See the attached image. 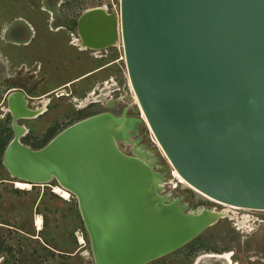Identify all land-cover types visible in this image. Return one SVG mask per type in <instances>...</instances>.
<instances>
[{
	"label": "water",
	"instance_id": "95a60500",
	"mask_svg": "<svg viewBox=\"0 0 264 264\" xmlns=\"http://www.w3.org/2000/svg\"><path fill=\"white\" fill-rule=\"evenodd\" d=\"M77 34L94 51L120 45L141 118L100 113L32 150L17 125L31 112L11 92L13 138L1 163L15 180L54 181L76 199L94 264H149L226 216L209 222L210 211L160 195L169 173L155 167L157 149L146 155L129 140L141 121L188 186L225 206L264 211V0H119L117 15L84 11ZM113 121L121 132H110ZM152 181L162 200L148 208ZM154 214L161 220L151 222Z\"/></svg>",
	"mask_w": 264,
	"mask_h": 264
},
{
	"label": "rangeland",
	"instance_id": "374dc122",
	"mask_svg": "<svg viewBox=\"0 0 264 264\" xmlns=\"http://www.w3.org/2000/svg\"><path fill=\"white\" fill-rule=\"evenodd\" d=\"M115 4H118V0H0V131L10 130L9 133L1 135V142L4 141L2 138L8 137L6 146L13 138L11 116L5 110L7 96L19 86L24 88L29 96L50 90L69 81L72 78L71 75L77 71V66L74 65L66 75L46 74L48 79L44 82L45 84L41 89H36L34 85L37 79L30 77L31 52L42 56L37 59L40 60L46 72L59 69L60 67L56 68V66L60 65L59 60L64 57L70 61L79 58L85 70L92 68L94 64V61L88 59L85 54L77 55L73 49L65 47L66 34L63 35L64 38L40 34L30 49L14 47L11 44L12 35L7 33V30L9 32L14 30L16 24L23 21L36 26L45 24V17L40 14L39 8L47 9L64 18L70 16L77 19L86 10L104 5L110 10ZM18 19L21 21H16ZM65 23L64 20L52 21V24L57 25ZM46 44L49 45L47 52L43 50ZM46 56L51 58L50 65H46ZM107 56L105 61L97 62V64H104L115 57L119 60L120 56H123L120 45L109 48ZM110 77L117 84L118 91L115 94L119 102L117 109L111 111V115L119 117L125 110L126 117L140 119L142 114L129 87L123 61H117L113 69L102 71V86ZM106 87L108 88V85ZM80 92H82L80 87L75 89L74 97L79 99ZM99 109L100 107L96 108V110ZM50 112L51 116L49 114L36 121H17V125L25 128L26 131L25 136L20 139L21 144L32 150H38L63 129L81 119L83 115V112H75L71 103L63 99L53 101ZM52 120L56 122L53 126L50 125ZM129 140H137L138 146H146L147 151L157 149L156 154L153 155L158 160L156 166L167 168L169 173L168 176H163L160 195L175 200L177 205L186 206L187 210L201 208L208 211H214V209L221 211L227 207H222V204L198 193L176 175L143 121L138 124L136 132ZM128 146L120 144L119 149L130 155ZM2 156L3 153L0 150V162H2ZM16 181L19 182L11 178L0 163V264H94L89 238L82 224L76 199L71 195L65 199L54 192V187H58L54 181L30 185L29 189L16 188ZM231 211H235V217L231 213L224 215L225 217L219 218L213 226L207 228L184 247L149 264H196L200 256H218L223 253L230 254L231 264H264V211L242 208L231 209ZM244 217L247 220L242 222ZM37 218L40 219L39 229L36 226ZM44 242L47 243L44 244ZM198 264L228 263L226 260L214 257L204 259Z\"/></svg>",
	"mask_w": 264,
	"mask_h": 264
},
{
	"label": "flooded vegetation",
	"instance_id": "af4514ba",
	"mask_svg": "<svg viewBox=\"0 0 264 264\" xmlns=\"http://www.w3.org/2000/svg\"><path fill=\"white\" fill-rule=\"evenodd\" d=\"M38 11H40V14L43 17H45L44 19V21L46 22L45 24L36 26V25H30L23 21L20 22L19 24H16V28L14 30H10V32L7 30V33H11L12 35L11 37L13 39L11 41V44L14 47L16 48L28 47L32 49L31 48L32 43L39 37L40 34H42V36H50V35L53 37L61 36L62 38H64L63 35L66 34V39H64L65 47L70 50L73 49L74 53L77 55L85 54L88 59L94 61V64L92 68L85 70L82 67V63H80L81 60L79 58L74 59V61H70L64 57L59 60L60 65L56 66V68L63 67V69L61 68V70H59L60 69L59 68L56 69L55 71H51V72L47 71L48 72L47 73L45 68L42 67L40 60L37 59L38 57H42V56H38L36 52L35 53L31 52L30 61H31L32 71L30 73V77L32 76V78L34 77L35 79H37L34 85L36 89L38 88L41 89L42 85L45 84L44 82L46 81V79H48L46 74L51 76L66 75L67 71L71 69V67H73L74 65L77 66V71L73 75H71L72 78L69 81L57 85L56 87H53L52 89L41 93H35L29 96L28 92L20 86L12 91V92L21 93L23 95V99L25 101V108L26 110H28V112L31 111V113H34L37 112V110L43 109V111L39 115L29 120L36 121L42 119L43 117H47L49 114L51 116L50 108L52 102L62 99L66 100L69 104L71 103L72 108L75 110V112L77 113L83 112L81 119H78V121L104 112L112 114L111 111L116 110L117 104L119 103L118 96L117 94H115L118 91V87L117 84L113 81L112 77H110V79H107L109 81V84L108 81L106 80L105 85L102 86L101 73L104 70L107 71L113 69L116 65L117 58L115 57L111 61L106 62L104 64L103 63L97 64V62H103L105 61V59L108 58L107 51H105V54H103V51H94L92 49L89 50V48L80 50L81 42L77 34L78 18L73 19L70 16L64 18L59 14L52 13L51 11H48L47 9L44 8L43 9L39 8ZM54 20H64L66 23L63 25L52 24V21ZM16 21H21V20L18 19ZM3 43H7V41L5 42L3 41ZM48 46L49 45L46 44V46H44V49L43 48L42 49L45 52H47V50L49 49ZM45 59H46V65L47 64L50 65L51 58L46 56ZM120 60L122 61L123 58H121ZM0 81H1V64H0ZM107 85L108 88L106 87ZM78 87H80V89L82 90V92L79 93L80 96L79 99L74 97L75 89H77ZM76 102L79 103L76 105L75 104ZM97 107H100V109L104 108L106 110L104 111L100 109L96 110ZM0 111H1V107H0ZM54 122L55 121L52 120L50 122V125L53 126ZM23 136L24 134L21 137ZM128 147L130 148L129 151L130 155H132V151H131L132 145H129ZM140 147L143 149H140ZM146 148H147L146 146L137 145V150H140L142 153L147 155L148 151L146 150ZM157 162L158 160L156 161V163ZM155 167L160 169V167L158 166Z\"/></svg>",
	"mask_w": 264,
	"mask_h": 264
},
{
	"label": "bare ground",
	"instance_id": "6f19581e",
	"mask_svg": "<svg viewBox=\"0 0 264 264\" xmlns=\"http://www.w3.org/2000/svg\"><path fill=\"white\" fill-rule=\"evenodd\" d=\"M85 48L87 49L86 45H84V44L81 43V49L80 50H84ZM5 110H6L7 113L10 111L9 108H6ZM42 111H43V109L37 110V112L25 114L24 116H21L18 119H23V120L33 119L37 115H39ZM29 112H31V111H29ZM108 127H109V130H110V132L112 134H116V133L121 132V128H122L121 126H118L116 124V122H114V121L113 122H110L109 125H108ZM24 130H25V128H24ZM24 130L20 134V136H19L20 138L24 134ZM176 175H177V173H176ZM156 186H157V181H152V182H150L148 184V187L146 188V193L148 194V202L146 204H147L148 208H150V207L152 208L153 206L156 205V203H158V202H160L162 200V198H158L156 196V194H155V188H156ZM15 187L16 188H19V189H29L30 188V185L27 184V183H23V182H20V181L17 182L16 181ZM54 192H57L61 197L65 198V199H68L70 197L69 193L66 190L62 189L60 186L54 187ZM227 207L221 209V211H215L216 209H214V211H210V216L208 218L209 222L214 221L217 217L224 216V215H227V214L229 215L230 213L234 215L235 214V211H231V209H235V207H231V206H227ZM200 209L201 208H199L198 210H200ZM234 217H235V215H234ZM159 220H161V217L158 214H154L151 217V222H157ZM245 220H247V218H245V217L242 218V222H244ZM36 226H37L38 229L40 228V219L39 218L36 219ZM214 257H217V258H219L221 260H226L228 264H231L230 263V254L229 253H223V254L218 255V256L203 255V256H200L199 257V259L197 260L196 264H198V262H200V260H202V259H205V258H214Z\"/></svg>",
	"mask_w": 264,
	"mask_h": 264
},
{
	"label": "trees",
	"instance_id": "16d2710c",
	"mask_svg": "<svg viewBox=\"0 0 264 264\" xmlns=\"http://www.w3.org/2000/svg\"><path fill=\"white\" fill-rule=\"evenodd\" d=\"M9 129H4V130H1L0 131V150H1V152L3 153V151H4V148H5V146H6V144H7V138L8 137H4V138H2V139H4V141L3 142H1V135L3 134H5V133H9ZM1 163V162H0ZM15 191H17V190H15ZM47 242H44V244H46Z\"/></svg>",
	"mask_w": 264,
	"mask_h": 264
},
{
	"label": "built area",
	"instance_id": "2783aa9c",
	"mask_svg": "<svg viewBox=\"0 0 264 264\" xmlns=\"http://www.w3.org/2000/svg\"><path fill=\"white\" fill-rule=\"evenodd\" d=\"M118 4H119V0H118ZM118 4H115V5H112V8L109 10L105 5L104 6H102L101 8H103L107 13H114V14H116L117 15V12H118ZM122 57L120 56V59H121ZM117 60V61H121V60ZM123 61V60H122ZM106 83V82H105ZM103 85H105V84H103Z\"/></svg>",
	"mask_w": 264,
	"mask_h": 264
}]
</instances>
